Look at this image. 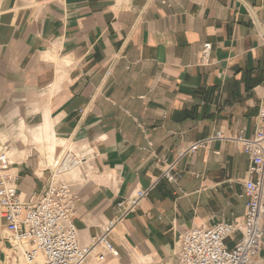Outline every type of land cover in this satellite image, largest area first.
Returning <instances> with one entry per match:
<instances>
[{"label": "crops", "instance_id": "obj_1", "mask_svg": "<svg viewBox=\"0 0 264 264\" xmlns=\"http://www.w3.org/2000/svg\"><path fill=\"white\" fill-rule=\"evenodd\" d=\"M263 15L264 0H0L4 174L29 201L50 185L60 144L88 146L93 171L73 183L79 244L154 187L108 235L118 257L105 264H176L185 230L244 221L250 159L238 139L254 137L264 103ZM22 122L35 142L53 136V155L46 141L43 152L18 147ZM219 132L226 139L180 156ZM172 164L177 184L162 179ZM8 237L0 218V261Z\"/></svg>", "mask_w": 264, "mask_h": 264}, {"label": "built area", "instance_id": "obj_2", "mask_svg": "<svg viewBox=\"0 0 264 264\" xmlns=\"http://www.w3.org/2000/svg\"><path fill=\"white\" fill-rule=\"evenodd\" d=\"M258 37L264 44V15L259 21ZM210 49L211 45L204 46V60L209 58ZM218 139L226 138L219 132L192 144L180 156L206 149ZM238 141L250 159V177L242 195L247 200L244 221L185 230L176 264H255L264 238V103L254 137H240ZM9 151V142H0V218L10 242L6 264H86L92 258L105 264L108 257H118L108 235L139 209L154 187L136 190L122 199L115 206L116 217L90 246H81L73 224L78 200L73 183L76 173L85 181L93 171V150L86 145L63 144L55 161L46 160L50 185L38 198L29 201L18 194L16 180L4 174L13 164ZM175 168L176 164L168 165L162 179L177 184L180 175L174 172ZM237 234L236 244L229 247L227 241Z\"/></svg>", "mask_w": 264, "mask_h": 264}, {"label": "rangeland", "instance_id": "obj_3", "mask_svg": "<svg viewBox=\"0 0 264 264\" xmlns=\"http://www.w3.org/2000/svg\"><path fill=\"white\" fill-rule=\"evenodd\" d=\"M33 126V127H32ZM36 126V125H35ZM34 127V125H28L27 126V130H25L24 132L21 130V127H20V132H19V135L18 136H15V139L17 140V143H18V147H20L21 145V148H23L24 146H29V145H34L38 148L39 151L43 152L45 151L44 147L42 144H45L46 142L44 141H41L40 142H35L31 135L29 134L28 130H32ZM25 132H26V135L28 136L27 139L25 138ZM16 134H18V132H16ZM25 136V137H24ZM26 139V140H25ZM60 145H63V144H60ZM12 150H13V147H12ZM79 173H76L74 176L75 177H78ZM0 264H6V262L4 261V259L2 261H0ZM8 264V263H7Z\"/></svg>", "mask_w": 264, "mask_h": 264}, {"label": "bare ground", "instance_id": "obj_4", "mask_svg": "<svg viewBox=\"0 0 264 264\" xmlns=\"http://www.w3.org/2000/svg\"><path fill=\"white\" fill-rule=\"evenodd\" d=\"M21 130L24 132L25 131V129H26V126H25V123L24 122H22L21 123ZM25 137V136H24ZM26 138V137H25ZM44 142L46 141L47 143H49L48 145V147H47V150H49V152L53 155V153L55 152V149L56 148H54V146H53V141H54V139H53V136H51V135H48V137L47 138H45L44 140H43ZM51 143H52V145H51Z\"/></svg>", "mask_w": 264, "mask_h": 264}]
</instances>
